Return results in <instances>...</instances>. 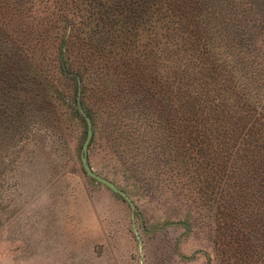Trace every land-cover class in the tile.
<instances>
[{
    "label": "trees",
    "instance_id": "trees-1",
    "mask_svg": "<svg viewBox=\"0 0 264 264\" xmlns=\"http://www.w3.org/2000/svg\"><path fill=\"white\" fill-rule=\"evenodd\" d=\"M235 1L0 0L5 136L80 105L117 163L131 147L192 183L217 264H264V82Z\"/></svg>",
    "mask_w": 264,
    "mask_h": 264
},
{
    "label": "rangeland",
    "instance_id": "rangeland-1",
    "mask_svg": "<svg viewBox=\"0 0 264 264\" xmlns=\"http://www.w3.org/2000/svg\"><path fill=\"white\" fill-rule=\"evenodd\" d=\"M235 3L223 16L240 3L236 13L254 24L248 57L264 82V7ZM60 110L51 127L30 121L9 137L0 126V264H217L212 210L192 183L129 146L117 163L91 123L87 163L132 199L131 219L127 203L81 166L83 119Z\"/></svg>",
    "mask_w": 264,
    "mask_h": 264
},
{
    "label": "water",
    "instance_id": "water-1",
    "mask_svg": "<svg viewBox=\"0 0 264 264\" xmlns=\"http://www.w3.org/2000/svg\"><path fill=\"white\" fill-rule=\"evenodd\" d=\"M77 112L81 116L85 124V135L82 140L81 147H80V163H81V166L84 172L91 178L97 180L104 186L108 187L111 191L119 195L127 203L128 208H129L130 217L132 219L133 213L136 211V207L132 199L123 190L118 188L111 181L95 173L88 165L87 160H86V150H87V146H88L91 134H92V125H91L89 117L85 114V112L83 111L80 105H77Z\"/></svg>",
    "mask_w": 264,
    "mask_h": 264
}]
</instances>
